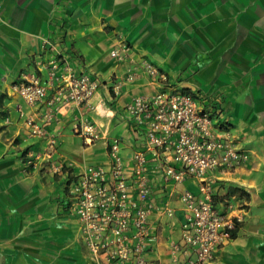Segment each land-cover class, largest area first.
Here are the masks:
<instances>
[{"label": "crops", "instance_id": "crops-1", "mask_svg": "<svg viewBox=\"0 0 264 264\" xmlns=\"http://www.w3.org/2000/svg\"><path fill=\"white\" fill-rule=\"evenodd\" d=\"M112 49L121 57L112 56ZM61 52L98 81L91 109L52 104L56 85H47L46 100L34 105L11 88L32 74L48 84L50 65ZM145 62L169 83L217 98L223 109L218 120L249 153L245 163L223 175L219 190L235 216L231 240L209 261L173 259L170 245L182 228L178 185L168 189V197L159 196L175 215L150 217L157 240L148 264H213L223 258L217 264H264V0H0V264H33L34 242L46 236L51 245L54 234L62 238L68 223L63 216L96 264L69 211L65 182L87 165L107 168L108 141L115 136L124 140L120 154L131 166L135 135L123 109L162 83L147 73ZM83 116L99 126L93 142L75 132ZM29 118L40 134L31 132ZM57 178L60 208L52 193ZM48 218L59 224L58 231ZM59 244L53 245L63 251Z\"/></svg>", "mask_w": 264, "mask_h": 264}, {"label": "built area", "instance_id": "built-area-1", "mask_svg": "<svg viewBox=\"0 0 264 264\" xmlns=\"http://www.w3.org/2000/svg\"><path fill=\"white\" fill-rule=\"evenodd\" d=\"M111 55L121 57L118 49ZM69 58L61 52L52 62L48 84L32 74L11 88L34 105L46 100L49 85H56L52 104L61 101L91 109L98 81ZM144 66L162 83L151 94L136 95L123 109L135 135L131 166H125L120 154L124 140L112 137L107 168L87 165L72 178L67 176L69 211L77 217L80 238L96 264H148L147 254L157 240L150 217L175 215L176 209L159 196L168 197V189L181 185L182 228L170 251L174 260L181 256L191 262L209 261L231 240L235 228V216L219 199L223 175L245 163L249 153L218 120L223 109L217 98L187 91L169 83L152 64ZM28 124L33 134L41 133L33 119ZM74 129L85 143L100 137L98 124L87 116L78 119ZM54 141L49 139L50 144Z\"/></svg>", "mask_w": 264, "mask_h": 264}, {"label": "rangeland", "instance_id": "rangeland-1", "mask_svg": "<svg viewBox=\"0 0 264 264\" xmlns=\"http://www.w3.org/2000/svg\"><path fill=\"white\" fill-rule=\"evenodd\" d=\"M57 178V187L53 193V199L57 202V205L59 208L61 207V201L59 199L60 197V182ZM53 216V215H52ZM66 219V222H71L69 219V216H63ZM47 223H49V227L58 231V226L56 221L48 218ZM66 223L65 228L62 232V238L56 237V234H54L51 239H54V243L58 241L60 244L59 246L64 247L63 251H58L60 247H56L53 244L47 243L48 240L46 239V236H43L42 240L41 238H37L34 242V251L32 253V260L31 262L33 264H45L44 260L45 258H48L49 263L48 264H91L90 260L87 258V255L82 250L81 246H78V241L75 236V230L74 227L70 224ZM56 240V241H55ZM224 259V258H223ZM223 259H220L221 261ZM215 260L213 264H217L218 261ZM224 261V260H223ZM244 262V261H243ZM228 264V263H225ZM230 264V263H229Z\"/></svg>", "mask_w": 264, "mask_h": 264}]
</instances>
